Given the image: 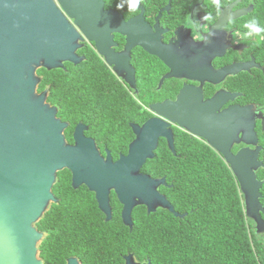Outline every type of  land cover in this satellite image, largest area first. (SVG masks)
<instances>
[{"label":"flooded vegetation","instance_id":"af4514ba","mask_svg":"<svg viewBox=\"0 0 264 264\" xmlns=\"http://www.w3.org/2000/svg\"><path fill=\"white\" fill-rule=\"evenodd\" d=\"M93 2L90 0V3ZM118 2L104 0L101 14H98V7L97 10L88 6L81 9L84 18H87V25L84 31L76 29L81 37L79 43L83 45L77 53L83 60L78 64L67 62L63 69L71 71L68 80H74L76 74L91 73L89 66L95 64L97 70L94 74L98 77L81 80L78 91L90 97L99 95L101 99H106L112 105L110 114L113 117L106 118V111L60 113V106L53 101L56 95L53 82L44 84L41 89L45 82L43 77L39 85V92L49 87L48 102L58 107L57 116L68 123L65 135L70 145H75L77 135L83 143L93 145L102 157L106 158L109 152L115 162L129 154L140 133L144 136L141 127L148 120L160 118L169 123L173 148L168 138L160 137L155 157L159 150H166L167 159L169 153L173 157H181L177 147L182 142L193 145L200 142L214 148L206 139L160 113H207L205 104L215 95L219 105L216 113L250 104L256 105L257 113H264L260 95L248 93V76L257 77L259 86L264 75V64L257 54L262 45L261 37L248 39L245 36L248 29L244 25L255 8L253 0L248 3L245 0H221L223 9L220 14H217L212 0H142L139 12H130L127 4L124 9H118ZM231 5L233 8L224 13ZM250 5H253L251 12L243 13ZM62 12L73 24L69 14ZM106 12L110 14L106 15ZM206 14L211 15L212 21L205 26L209 32L217 33L209 37V43L195 40V34L189 29L192 20L202 19ZM118 16L121 19H117ZM126 22L127 31L122 33V24L124 26ZM119 110L121 113H118ZM259 126L263 129L262 121L257 119V134ZM243 146L245 144L234 145L233 152ZM152 159L143 164L142 173L150 175L144 168ZM62 171L64 173L58 172L53 187L56 199L45 215L67 208L74 220L86 212L91 220L89 226L93 235L70 239L65 264L70 258L78 259L80 264H156L149 248L134 246L136 241L140 242V239L133 238V231L140 225H137L138 217L158 212H168L174 218L188 215V211H182L168 194L166 187H172L173 183L167 182L166 175L153 178H166V184L159 190L174 207V212L162 207L149 212L147 205L138 204L132 209L131 224L123 216L124 203L114 189L108 191V198L102 196L103 199H100L97 191L87 184L74 186L70 170ZM102 203L110 209L109 212L104 210ZM175 212L185 215L176 216ZM44 233L46 237L48 233ZM76 241L79 248L73 250L71 247Z\"/></svg>","mask_w":264,"mask_h":264},{"label":"water","instance_id":"95a60500","mask_svg":"<svg viewBox=\"0 0 264 264\" xmlns=\"http://www.w3.org/2000/svg\"><path fill=\"white\" fill-rule=\"evenodd\" d=\"M93 1L0 0V264H45L40 255L45 233L37 223L56 199L53 187L64 169L71 171L74 186L85 183L100 199L108 198V191L114 189L124 203L123 216L131 224L132 209L138 204L147 205L149 212L161 207L174 212L159 190L166 178L141 171L146 160L155 157L160 137L168 138L173 148L168 122L148 120L141 127L144 136L140 133L129 154L114 162L109 152L102 157L77 135L75 145H70L65 135L68 123L57 116L58 107L48 102L49 87L38 91L43 80L40 69H65V63L83 60L77 53L83 45L76 27L84 31L87 25L81 9L88 6L98 9V14L103 11L104 0ZM127 26V22L122 24V33ZM216 96L206 102L207 113L160 114L206 139L223 156L239 182L247 218L256 233L264 236V181L257 174L264 167L260 159L263 146L256 131L257 119L264 129V113H257L255 104L216 113ZM236 144L245 146L234 153ZM68 264L80 263L70 258Z\"/></svg>","mask_w":264,"mask_h":264},{"label":"trees","instance_id":"16d2710c","mask_svg":"<svg viewBox=\"0 0 264 264\" xmlns=\"http://www.w3.org/2000/svg\"><path fill=\"white\" fill-rule=\"evenodd\" d=\"M253 1L255 8L248 20L255 17L259 26L264 27V0ZM260 41L262 45L257 54L264 64V38ZM89 67L91 73L76 74L74 80H68L71 71L40 69L38 73L45 80L41 89L44 84L53 82L56 88L53 101L60 106V113L106 111L105 117L110 119L112 105L106 99L78 91L81 80L98 77L94 74L96 65L92 63ZM248 93L259 94L264 102L263 74L259 86L257 77L248 76ZM106 104L109 105L106 107ZM258 136L263 146L260 159L264 160V129L260 126ZM177 150L181 157L169 153L168 159L166 150H159L144 171L152 177L166 175L167 182L173 183L172 187H166L168 194L188 215L174 218L168 212H158L139 216L137 225H140L133 231V238L140 242H135V248H149L156 264H264V236L256 233L254 223L247 218L239 182L223 156L200 142L197 145L182 142ZM257 174L264 181V167ZM261 192L264 205V184ZM80 216L72 220L65 208L47 213L38 224L40 230L48 233L40 244L45 264H65L70 239L93 237L87 213ZM71 248L77 250L79 242Z\"/></svg>","mask_w":264,"mask_h":264},{"label":"clouds","instance_id":"9594fccd","mask_svg":"<svg viewBox=\"0 0 264 264\" xmlns=\"http://www.w3.org/2000/svg\"><path fill=\"white\" fill-rule=\"evenodd\" d=\"M141 3L142 0H119L116 7L122 10L124 9L125 4H127L128 10L130 12H139ZM212 4L215 6L217 14H220L223 9L221 0H212ZM233 19L234 17L230 18V20ZM211 21L212 17L209 14H206L202 19H194L191 21V27L189 29H191V33L195 34V40L203 41L204 43H209V37L217 35V33L215 32H209L208 28L205 26ZM244 27L248 29V32L245 33V36L248 39H252L253 37L264 38V27L259 26V22L255 17L248 20L245 23Z\"/></svg>","mask_w":264,"mask_h":264}]
</instances>
